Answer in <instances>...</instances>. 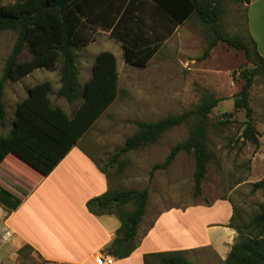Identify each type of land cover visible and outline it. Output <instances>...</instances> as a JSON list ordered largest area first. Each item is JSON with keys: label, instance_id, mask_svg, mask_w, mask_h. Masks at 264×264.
Returning a JSON list of instances; mask_svg holds the SVG:
<instances>
[{"label": "trees", "instance_id": "trees-1", "mask_svg": "<svg viewBox=\"0 0 264 264\" xmlns=\"http://www.w3.org/2000/svg\"><path fill=\"white\" fill-rule=\"evenodd\" d=\"M51 1L21 0L0 5V33L7 30L16 33L15 44L0 77V126L6 125L3 100L6 82H17L41 68L55 70L60 67L61 86L56 94L69 104L79 102L78 108L68 113L54 105L51 81L35 84L16 105L9 133L0 134V164L11 155L40 176H49L116 101L119 76L117 61L111 52L100 53L90 78L84 84L79 80L77 51L93 40L97 28L110 30L111 36L122 43L127 64L145 68L175 29L193 17L207 27V48L202 58H207L222 42L242 50L253 65L252 68L241 69L243 85L234 96V108L245 112L240 140L259 148L261 133L254 120L250 90L255 77L264 75V58L250 35H233L225 30L222 23L223 0H73L63 12L59 7L47 8ZM145 1L153 5L151 11H145ZM244 2L247 4L249 0ZM94 8L102 13L94 14ZM106 11L111 13L107 22L103 14ZM26 51L31 58L25 60L23 54ZM222 100L204 90L200 103L191 110L154 122L135 121L137 130L113 153L108 164H114L129 151L157 142L172 128L192 121L188 137L175 144L163 162L152 167L150 177H154L156 170L168 169L179 153L185 152L194 159V196H201L208 168L216 159L209 149V129L215 126L210 114ZM231 116L225 114L227 120L218 119L217 123L226 125ZM260 189L264 190V180L252 184L253 191ZM148 202V188L117 187L87 202L90 213L96 216L116 215L121 221L106 254L125 259L138 248V228ZM0 204L14 211L21 200L0 189ZM236 229L239 235L225 264H264V203L258 206V212L248 223ZM151 263L194 264L184 251L145 255L144 264Z\"/></svg>", "mask_w": 264, "mask_h": 264}, {"label": "rangeland", "instance_id": "rangeland-1", "mask_svg": "<svg viewBox=\"0 0 264 264\" xmlns=\"http://www.w3.org/2000/svg\"><path fill=\"white\" fill-rule=\"evenodd\" d=\"M17 1L21 0H1L0 5ZM223 5L225 11L222 23L225 30L233 35L247 36V7L244 0H223ZM206 31L207 27L197 17L191 18L182 29L181 38L171 42L170 48H166V51L160 53L154 62L145 68L127 66L123 69V60L119 57L121 73L118 98L96 121L80 144L101 166L106 167L117 188L151 190L149 204L154 211L162 208L163 204L159 202L161 198L165 200V208H168L173 205L203 204L204 200L220 197L222 189L218 188L217 180L221 177V185L224 188L230 187L240 196L242 204L238 202L235 204L234 223L242 226L258 212L262 200L259 194L252 190V186L237 188L238 171L242 169L244 174L248 169L247 161L254 145L240 140L246 118L243 110H235L234 96L243 85L241 69H249L253 65L242 50L231 48L222 42L212 49L207 58H202L207 48ZM15 41L14 31L0 33V77ZM30 58L29 53L24 52L23 59ZM31 74L33 75L30 78H34L31 84L51 81L53 85L51 100L54 105L64 108L68 113L77 108L79 102L69 104L56 94L60 85L58 69L49 71L41 68ZM80 79L83 80L82 77ZM25 81L29 82L30 79ZM25 81L6 82L3 98L6 125L0 126L2 135L9 133L14 121L16 104L27 95ZM204 90L223 100L210 114V120L215 126L209 129V149L216 159L209 166L201 196H194V159L185 152L179 153L172 164V169L156 170L154 177H150L152 167L163 162L171 148L188 137L192 121L172 128L157 142L129 151L114 164H108L113 153L137 130L135 121L154 122L168 115L191 110L200 103ZM250 103L254 110L256 126L264 129V75L255 77L250 90ZM225 114H232L228 118L230 122L219 125L218 119L227 120ZM9 158L11 159L9 165L12 168L27 176L29 171H33L14 156ZM149 225L147 224L145 230ZM9 246L0 243V264H61L43 259L30 246L25 245L19 249ZM196 261L199 264L209 262L216 264L208 252L198 254Z\"/></svg>", "mask_w": 264, "mask_h": 264}, {"label": "crops", "instance_id": "crops-1", "mask_svg": "<svg viewBox=\"0 0 264 264\" xmlns=\"http://www.w3.org/2000/svg\"><path fill=\"white\" fill-rule=\"evenodd\" d=\"M145 7V11L154 8L149 1H145ZM246 7L248 35L256 42L258 52L264 58V0H249ZM92 11L94 14L102 13L97 8ZM103 14L107 22L110 11ZM187 22L179 25L163 42L148 66L166 48H170L171 42L181 38V31ZM102 52H111L115 56L119 78V57L123 60V69L131 67L124 59L122 43L111 36L110 30L97 28L93 40L77 51L81 84L92 75L96 58ZM56 69L60 70V67ZM32 75L19 80L30 79L29 82L25 81L27 92L37 84H31L34 81V78H30ZM60 86L61 84L58 89ZM257 128L262 134L260 146L252 150L247 161L248 169L244 174L239 169L238 189L264 180V129H260L258 125ZM81 140L47 177H42L35 171H29L27 176L12 168L9 165L11 155L0 164V189L21 200L14 211L0 204L1 244H9L16 249L28 245L49 262L98 264L96 258L111 245L121 221L116 215L96 216L90 213L87 202L114 189L116 183L111 180L106 167L101 166L82 147ZM100 167L104 169L101 170ZM217 181L218 188L222 189L221 196L204 200L203 204L191 203L165 208V200L161 198L159 202L163 204L162 208L154 211L148 202L138 228V248L128 258H114L113 264H144L145 255L170 251H184L194 264H199L196 261L198 254L208 252L216 264H225L239 235L236 227L240 224H235L233 220L236 217L235 204H242V201L234 190L221 185V177ZM254 192L259 194L261 203H264V190ZM150 197L151 190L149 201ZM147 224L150 225L145 230Z\"/></svg>", "mask_w": 264, "mask_h": 264}, {"label": "water", "instance_id": "water-1", "mask_svg": "<svg viewBox=\"0 0 264 264\" xmlns=\"http://www.w3.org/2000/svg\"><path fill=\"white\" fill-rule=\"evenodd\" d=\"M71 2H73V0H52L46 7H59L63 12Z\"/></svg>", "mask_w": 264, "mask_h": 264}, {"label": "built area", "instance_id": "built-area-1", "mask_svg": "<svg viewBox=\"0 0 264 264\" xmlns=\"http://www.w3.org/2000/svg\"><path fill=\"white\" fill-rule=\"evenodd\" d=\"M96 262L98 264H113L114 258L106 253H102L96 258Z\"/></svg>", "mask_w": 264, "mask_h": 264}]
</instances>
